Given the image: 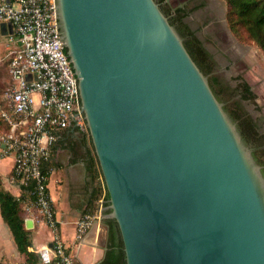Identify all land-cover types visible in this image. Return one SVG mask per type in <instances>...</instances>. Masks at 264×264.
<instances>
[{
  "label": "water",
  "instance_id": "1",
  "mask_svg": "<svg viewBox=\"0 0 264 264\" xmlns=\"http://www.w3.org/2000/svg\"><path fill=\"white\" fill-rule=\"evenodd\" d=\"M55 8L106 190L100 264H264L263 148L160 3Z\"/></svg>",
  "mask_w": 264,
  "mask_h": 264
},
{
  "label": "built area",
  "instance_id": "2",
  "mask_svg": "<svg viewBox=\"0 0 264 264\" xmlns=\"http://www.w3.org/2000/svg\"><path fill=\"white\" fill-rule=\"evenodd\" d=\"M12 25L8 37L9 74L12 85L6 94L9 109L1 117L10 130L1 136L4 156H14V175L22 184L35 182V204L53 233V254L46 264H81L60 236L56 209L49 190V161L63 129L87 130L78 94V78L65 58L66 51L57 30L55 0H0V28ZM10 29V28H9ZM93 217L85 215L78 223L81 238L91 227Z\"/></svg>",
  "mask_w": 264,
  "mask_h": 264
},
{
  "label": "trees",
  "instance_id": "3",
  "mask_svg": "<svg viewBox=\"0 0 264 264\" xmlns=\"http://www.w3.org/2000/svg\"><path fill=\"white\" fill-rule=\"evenodd\" d=\"M156 1L160 3L161 9L169 18L170 23L175 26L176 30L185 39L199 62L229 98L248 127L250 129L251 127L257 128L259 122L264 123V119L255 120V115L246 108V103L248 102L254 103L258 110L261 109L257 103L258 96L253 91L248 81L239 75L234 78L237 82L233 85L227 79L213 74L218 65V60L216 54L207 46L210 36L206 35L205 37H201L199 33L202 27H194L191 18L189 19V16L195 14L197 9L204 6L205 3L202 2L194 7L186 5L184 8L178 7L176 10L171 11L169 5L164 4L165 0ZM225 2L227 6L226 21L232 33L238 38L247 36L246 38L253 41L264 53V0H225ZM9 83H12L10 74ZM0 95L2 97V91ZM2 107L1 105L0 110ZM1 129V133H7L10 130V125L0 116V130ZM63 130L60 134L65 135L68 130ZM256 137L260 144L264 142V134L260 136L256 135ZM67 140L69 141V148L76 156L75 159H82L86 163L90 182L92 184L89 211L95 212L98 206L97 202L100 199L104 200L106 190L94 150L90 143V137L80 132L77 136L71 135ZM49 165L50 162L46 161L42 164V168L48 171ZM22 185L23 190L28 193L31 201L35 202V182L29 181L27 184ZM28 196L24 194L18 198L12 194L3 185L0 177V212L2 218L10 228L19 251L26 255L28 262L37 264V255L29 250L32 245V231L28 230L25 224L30 209L29 203L26 202V198H29ZM107 225L110 227L109 224ZM105 257L101 262L105 260Z\"/></svg>",
  "mask_w": 264,
  "mask_h": 264
},
{
  "label": "crops",
  "instance_id": "4",
  "mask_svg": "<svg viewBox=\"0 0 264 264\" xmlns=\"http://www.w3.org/2000/svg\"><path fill=\"white\" fill-rule=\"evenodd\" d=\"M9 32L11 33L9 26L7 24L2 25L0 35L7 36ZM3 96L4 93H2V97L0 95V100H3ZM65 130H68L66 134H59L55 142L48 168L49 190L59 221L60 236L67 250L75 255L81 264H98L105 257L109 234L108 225L97 220L99 204L103 199L97 202L98 206L95 212L89 211L92 184L87 166L84 160L75 159L76 156L69 148V141L67 140L71 135H79L81 131L75 127ZM3 134L0 132V177L2 183L18 198L24 194L28 196V193L23 190L22 182L14 175L13 154L9 156L3 154L5 147L1 139ZM26 202L29 203L30 207L27 218L34 220L33 228L28 229L32 231V245L29 250L37 255V264H46L45 257L49 258L53 254V233L44 222L35 202H32L30 197L26 198ZM85 215H91L93 222L83 237L79 238L77 226ZM0 264H32L27 261L26 255L19 251L13 234L2 218L1 212Z\"/></svg>",
  "mask_w": 264,
  "mask_h": 264
},
{
  "label": "rangeland",
  "instance_id": "5",
  "mask_svg": "<svg viewBox=\"0 0 264 264\" xmlns=\"http://www.w3.org/2000/svg\"><path fill=\"white\" fill-rule=\"evenodd\" d=\"M208 2V10L197 13L191 19L192 25L203 28L199 33L201 37L210 36L207 46L216 54L220 62L218 74L233 85L237 82L234 78L239 75L249 82L258 96L257 103L261 109L258 110L254 103L248 102L246 108L253 115L262 116L264 119V53L253 41L247 39V36L238 38L232 33L226 21L225 0H208ZM12 43L8 36L0 35V92L4 93L0 104L3 109H9L6 94L12 85L9 83L8 64ZM80 131L88 137V129Z\"/></svg>",
  "mask_w": 264,
  "mask_h": 264
},
{
  "label": "flooded vegetation",
  "instance_id": "6",
  "mask_svg": "<svg viewBox=\"0 0 264 264\" xmlns=\"http://www.w3.org/2000/svg\"><path fill=\"white\" fill-rule=\"evenodd\" d=\"M202 2H204L205 5L198 8L197 11L195 12V14H193L192 16H189V19L190 18L193 19L197 15V13L208 10V6H209L208 0H165L164 4H168L171 11H174L178 7L184 8V7H186V5H189V7H194L195 5L201 4ZM228 57L229 56L227 55V59H228ZM219 67H220V62L218 60V65L216 66L215 71L213 72L214 75L221 76L218 74ZM254 117H255V120L256 119H263L262 116L255 115ZM251 130L254 132L255 135H259V136L263 135L264 134V123L259 122L258 127L257 128L251 127ZM261 146H262L263 151H264V142H261Z\"/></svg>",
  "mask_w": 264,
  "mask_h": 264
}]
</instances>
